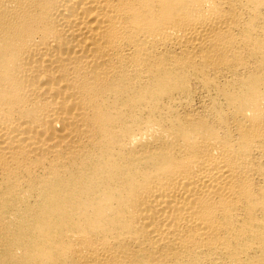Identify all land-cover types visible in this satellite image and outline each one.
<instances>
[{
  "label": "bare ground",
  "instance_id": "obj_1",
  "mask_svg": "<svg viewBox=\"0 0 264 264\" xmlns=\"http://www.w3.org/2000/svg\"><path fill=\"white\" fill-rule=\"evenodd\" d=\"M0 264H264V0H0Z\"/></svg>",
  "mask_w": 264,
  "mask_h": 264
}]
</instances>
